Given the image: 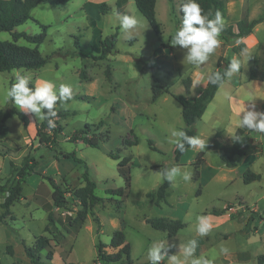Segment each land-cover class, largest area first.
Masks as SVG:
<instances>
[{
  "label": "rangeland",
  "instance_id": "1",
  "mask_svg": "<svg viewBox=\"0 0 264 264\" xmlns=\"http://www.w3.org/2000/svg\"><path fill=\"white\" fill-rule=\"evenodd\" d=\"M117 1L69 0L59 5L43 2L32 9L31 19L16 27L18 32L38 34L43 32L42 25H45L46 37L39 49L44 56L51 58L39 69L0 71V120L6 109L16 107L4 93L15 82V71L21 69L32 74L33 84L41 77L53 80L57 86L71 84L75 96L64 105L58 102L53 125L62 129L58 134L43 129L50 135L48 142L41 141L37 133L42 120L35 114L26 113L29 118L27 126L17 115L5 121L9 128L7 136L0 139V186L15 183L17 169L22 166L25 156H34L39 163L36 172L26 177L20 200L14 203L11 214L0 224V264H35L27 257L24 245H33L40 235L50 237L53 254L58 253L53 262L45 264L64 261L67 264H99L96 244L103 242L107 244L108 252L117 251L109 246L116 230L124 232L135 263L150 264L147 250L154 242L167 241L168 255H174L179 253L180 245L195 238L198 241L196 257L203 254L214 264H259L258 256L264 253V232L254 231L257 225L264 228L259 215L264 217V133L253 131L252 135L248 134L252 142L249 151L256 152L254 163L245 165L238 156V166L219 169L214 158L207 153L197 168L195 163L199 152L206 149L218 131L225 129L221 137L225 142H231L235 136V129L231 131L234 121L231 110L236 108L235 104H231L224 94H219L194 123L200 132L199 137L207 143L205 148L190 147L177 161L175 146L169 142L170 128L182 129L185 125L182 106L173 95L191 97L203 89L219 47L203 65L182 63L186 49L171 44L178 29L182 0H157L156 18L162 29L159 34L138 10L135 1L129 0L123 5L124 11L139 17L142 26L130 36L119 28L114 50L106 58L96 59L94 56L99 55V47L102 48L100 42L119 27L114 15V10L118 11ZM247 1L257 12L264 13V0ZM87 2H107L105 14L99 19L94 14L96 27L90 23L84 9ZM96 28L100 29V34L96 33ZM261 34L264 36V24ZM93 38L96 43H91ZM0 39L13 40L12 33L1 31ZM249 42L256 40L251 37ZM18 43L35 46L23 37ZM228 54L232 58V49ZM252 62L251 53H247L240 69L246 77L244 79H248ZM108 66L110 76L106 74ZM188 77L194 81L189 92L184 84ZM158 83L161 94L153 100L154 85ZM101 120L104 124L100 130L110 133L107 142L93 147L81 139L74 141L72 136L76 131ZM91 129L93 132L95 127ZM254 137L261 142L258 150L254 148ZM124 138L130 141L137 138L138 142L124 145ZM149 141H153L155 149ZM60 151H76L85 160L91 179L96 183L95 193L100 198L78 232L68 226V221L74 219L82 208L76 190L84 184L85 164L55 157ZM110 152L119 153L121 158L131 157V185L124 196L106 192L107 188L125 187V179L118 170L120 159L110 156ZM173 165L180 166L182 171H190L191 179L171 184L166 200L157 203V189L165 181L159 172L163 167ZM247 169L260 173L261 178L245 183L243 174ZM46 176L53 177L67 191L65 207L52 209L58 229L67 239L65 243L62 234L55 240V233L47 230L49 209L46 205L52 201L53 188ZM150 192L153 194L148 196ZM2 200L0 197V203ZM244 203L259 211V214L255 212V220L247 230L246 220L252 210L244 209ZM229 205L233 209L226 210L230 218L225 221H219V217L211 213L213 209ZM2 210L0 207V213ZM198 215L208 216L213 224L206 237L196 234ZM158 217L168 221L181 220L184 225L170 236L168 231L150 224V220ZM221 247L227 248V253H221ZM48 252L45 249L40 253L41 261L49 260ZM59 252L69 259L62 257L61 260ZM161 264H168L167 259Z\"/></svg>",
  "mask_w": 264,
  "mask_h": 264
},
{
  "label": "trees",
  "instance_id": "2",
  "mask_svg": "<svg viewBox=\"0 0 264 264\" xmlns=\"http://www.w3.org/2000/svg\"><path fill=\"white\" fill-rule=\"evenodd\" d=\"M69 0H0V32L7 31L12 33L13 40H1L0 39V71H10L13 69H39L43 67L50 60V56H44L40 49L39 45L43 42L46 37V26L42 25L43 32L38 34H29L26 32H18L16 31V27L20 24L25 23L27 20L32 18L31 12L32 9L43 2H47L50 4H65ZM138 10L144 15V17L149 21L150 25L154 29L156 33H161V24L158 22L156 18V2L157 0H134ZM127 0H118L117 1V10L121 13L127 14L124 11L123 5ZM200 7L203 10V13L209 14L210 18H214L215 14L219 12L221 16L226 15V1L225 0H197ZM183 0L180 4V19H179V27L182 23L183 13L181 11ZM84 9L88 13L90 23L96 27V16L100 17L101 14H105L108 11L107 2L100 3H91L87 2L84 5ZM96 14V16H94ZM263 16L249 20L247 16H244L241 20H239L236 24L237 30H235L234 25L224 26L223 31L220 34V38L225 41H230L235 38H244L250 35L253 31L255 25L263 20ZM119 28L112 33L110 36H107L100 42L102 48L99 47V55H95L96 59H103L110 54L115 48V42L118 36ZM96 33L100 34V29L96 28ZM26 39L28 42L35 44V46H27L21 45L18 43L20 38ZM91 43H96V40L93 38ZM245 47V43H240L232 48L233 51L238 52L239 50ZM261 54L255 55L253 63L250 67L249 78L250 79H258L264 81V41L259 46ZM223 62H226V67L224 69L221 68ZM231 62L229 58H220L218 60V69L215 71L217 73L223 74L224 70L227 68L228 64ZM106 74L108 76L111 75L110 67L108 66L106 69ZM81 75V74H80ZM83 75V74H82ZM83 77V76H82ZM226 79V78H225ZM224 79V81H225ZM223 81V82H224ZM14 83V82H13ZM184 84L186 86V90L189 92L192 79L188 77L184 79ZM35 84H31L34 86ZM221 85V84H220ZM220 85H212L208 81L206 85L203 87L201 93L197 96H187L185 94H174L175 99L182 106V117L184 120V127L182 128L189 136H196L197 132L194 127V123L197 119L201 118L204 112L207 109L209 102L215 96ZM161 94V85H154V95L153 100H156ZM73 96L75 93L73 92ZM84 98L86 96H83ZM12 101V100H11ZM17 115L27 126L29 122L28 115L21 111L16 107H10L6 109L3 113V116L0 120V139H3L7 136L8 126L5 121ZM57 116V115H56ZM55 116V117H56ZM55 117H49L48 119L52 120V125L50 126L48 123V119L42 120L39 124L37 133L40 136L41 141H49L50 135L48 133H44L43 129L52 130L53 133L58 134V132L62 129L60 126H54L53 122ZM104 121L101 120L97 124H86L85 128H82L79 131H76L73 134L72 138L74 141L77 139L83 140L84 143L93 146L100 147L101 143L107 142L110 139L109 131H101L100 128L103 126ZM95 127V130L92 132L91 128ZM222 132L218 131L215 135V138L207 145L206 149H219L221 150V158L225 162L228 167H235L237 165V157L243 156L246 154L247 149L251 146L250 136L246 133V131L242 128L237 129L235 136L232 138L231 142H225L221 139ZM236 137H239V141H236ZM57 141V140H56ZM138 142V139L135 138L134 141H130L127 138L123 139L124 145H133ZM150 146L155 149L153 141H149ZM190 148L186 145V149ZM201 150L198 154L197 161L195 163L198 168L201 160L205 154V151ZM186 150V151H187ZM185 151V152H186ZM175 158L179 161L181 153L175 147L174 149ZM2 154V151H0ZM110 156L115 159H120L118 163V170L120 174L125 179V187L119 188H107L106 192L111 195L116 196H124L127 190L131 185V157L126 156L124 158L120 157L119 153L110 152ZM55 157H63L66 159H72L77 163H84L85 170L82 174L83 186L77 188L76 196L78 197L81 203V210L78 215L74 219H70L68 222V226L74 228L75 232H78L81 229V226L87 219L90 213H93V205L100 198L95 193L96 183L91 179L88 165L81 157L77 155L76 151L67 152L60 151L58 155H54ZM39 160H37L34 156L27 155L24 157L22 166L17 169L16 181L12 185L0 186V197L3 199L0 203V207L3 209L0 213V224L5 221V218L11 214V207L14 205L16 201H19L23 192V185L26 182V177L32 173H35V167L38 165ZM49 179L52 185V203L48 202L46 207L49 209L48 219L49 225L47 230H51L55 233V240L59 239L62 232L58 229V226L55 221L54 213L52 211L53 207H65L67 203V191L59 185L53 177L46 176ZM261 178V175L253 172L251 169H247L243 174V180L245 183H250L251 181L258 180ZM171 184L167 181H164L157 189L156 197L157 203L165 201L168 195V189ZM153 193H148V196H151ZM232 205L226 206L223 209H213L212 214L220 215L225 210L231 208ZM255 212H252L250 217L248 218L245 228L250 229L251 224L255 220ZM97 223H99V219L96 218ZM150 224L156 228L161 230L168 231L170 236L175 235L178 230L184 225L181 220L168 221L164 217H158L150 220ZM58 236V237H57ZM62 238L64 235H61ZM67 239L63 238V242L65 243ZM98 256L97 261L99 264H142L135 263L134 259L131 255V245L126 240V236L122 230H116L111 238V242L109 244L110 247L117 249L115 252H108L106 250L107 244L103 242H98ZM25 246V253L27 257L30 259L32 263L35 264H44L43 261L40 260V253L48 249L47 259H51L53 256V250L51 249V238L46 235H40L36 237L35 242L31 246ZM259 264H264V254L258 256ZM15 264H26L24 262H15Z\"/></svg>",
  "mask_w": 264,
  "mask_h": 264
},
{
  "label": "clouds",
  "instance_id": "3",
  "mask_svg": "<svg viewBox=\"0 0 264 264\" xmlns=\"http://www.w3.org/2000/svg\"><path fill=\"white\" fill-rule=\"evenodd\" d=\"M181 11L183 13L182 23L171 38L173 46H180L186 49V54L182 63L193 66L203 65L208 61L209 56L220 47V34L224 29L225 21L221 14L217 12L214 18L203 13L197 0H183ZM114 15L119 22L121 31L130 34L142 26V20L135 15H128L114 10ZM242 61L233 58L224 70L223 74L213 72L207 76V80L212 85H220L225 78H231L240 71ZM15 82L7 87L4 95L6 99L14 102L15 106L25 113L35 114L40 120L55 117L58 102L64 105L73 98V86L68 83H61L59 86L47 78L41 77L34 86L33 76L23 69L15 71ZM199 83V81H198ZM243 114V115H241ZM240 114V127L264 133V112L255 110V105L251 104L249 110H244ZM51 126L52 120L48 119ZM239 141V137L235 138ZM169 142L173 144L181 153L185 152L186 145L189 147L205 148L207 143L199 136H189L183 129L170 128ZM159 175L169 184L175 185L178 180L185 182L191 179V172L184 170L178 165L163 167ZM213 229L210 218L206 215L196 217V234L200 237L208 236ZM198 241L193 238L186 244L180 245L178 254L168 255L169 245L167 241L154 242L147 250V258L150 264H161L167 259L168 264H214L213 260L201 255L195 256ZM228 249L220 248L221 253H227Z\"/></svg>",
  "mask_w": 264,
  "mask_h": 264
},
{
  "label": "crops",
  "instance_id": "4",
  "mask_svg": "<svg viewBox=\"0 0 264 264\" xmlns=\"http://www.w3.org/2000/svg\"><path fill=\"white\" fill-rule=\"evenodd\" d=\"M128 1L129 0H127V2ZM225 1H226V15L222 16V18L225 21V26L234 25L235 30H237L236 24L244 16H247L249 20H253V19L259 18L261 16L264 17V13L260 14V12H257V10L255 8L250 7L247 0H225ZM262 24H264V18L261 22H259L255 25L252 33L250 35H248L247 37L235 38V39H232L230 41H225V40L220 38L221 45H220L218 51L216 52L217 54H216V60H215L214 66L209 68L208 75L215 72L218 69V66L216 68V65H217L218 60L220 58H229L230 60H232L233 58H239L243 63L246 59L247 53H251V56L253 57V60H254L255 55L260 54L259 46L264 41V36L261 34ZM178 28H179V23H178ZM251 37H254L256 42H249V39ZM240 43H245V47L243 49L239 50L238 52H235L232 50L233 56L231 58L228 54L229 50H231L234 46L239 45ZM249 67H251V66H249ZM241 72L242 71L240 70L237 74H234L231 78H226L225 81L219 86L215 96L212 99V100H214L219 94H224L226 96V99H228L231 104H235L234 106L236 108L231 110V116H232V118H234V121L232 123L233 129L231 131H233L235 129V133H236L237 129L242 128V127H240V114L244 110V106H245L246 110H249V106L251 104H254L255 110L264 112V81L258 80V79H250L249 74H248V79H244L246 77H244V75H242ZM249 73H250V71H249ZM207 81L208 80L205 79L203 87L206 85ZM193 83H194V81H192V85H193ZM201 91H199L194 96L199 95L201 93ZM191 97H193V96H191ZM212 100L210 102H212ZM220 100H221V98L219 99V101ZM210 102H209V104H210ZM207 109H208V106H207ZM241 115H243V114H241ZM242 129H244L247 134H251V135L253 134V130H249L246 128H242ZM223 131H225V129L222 130V133H223ZM196 132H197V130H196ZM196 136H200V132H197ZM253 144L255 145L254 148L257 150L259 149V147H261V142H258L257 137H254ZM197 148H200V147H197ZM249 148L247 149L246 154H244L243 156L240 157V160H243L245 165H248L251 162L254 163V161L256 159V152H250ZM206 150L207 151H205L204 156L206 157L207 153H209L214 158L217 168L222 169V168H224V166H227L220 156L221 150H219V149H206ZM237 160H238L237 164L239 165V159H237ZM238 165H236V166H238ZM253 172H255V171H253ZM258 174H260V173H258ZM23 189H24V187H23ZM50 202L52 203V201H50ZM242 207H244V209H246V210L250 209V210H252V212H256L259 214L258 208H249V206L245 203L242 204ZM230 209H233V208H230ZM225 212H226V210L222 214L216 215V217H219L218 218L219 221H225V220L230 218L228 213L226 214ZM213 215H215V214H213ZM259 215H260V222L264 221L263 215H261V214H259ZM246 222H247V220H246ZM255 228H256V230L254 231V233H260L262 231L264 232V228L260 229V228H258V225ZM59 253L61 256L60 258L62 260L63 256H62L61 252H59ZM258 254L259 253H257V256H258ZM55 256H58L57 251H55L52 258L49 260H46L44 262V264L53 262ZM63 259L68 260L69 257L68 258L63 257ZM61 264H67V263L64 261Z\"/></svg>",
  "mask_w": 264,
  "mask_h": 264
},
{
  "label": "water",
  "instance_id": "5",
  "mask_svg": "<svg viewBox=\"0 0 264 264\" xmlns=\"http://www.w3.org/2000/svg\"><path fill=\"white\" fill-rule=\"evenodd\" d=\"M226 62H223L222 65H221V68L224 69L226 67Z\"/></svg>",
  "mask_w": 264,
  "mask_h": 264
}]
</instances>
